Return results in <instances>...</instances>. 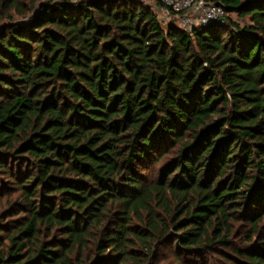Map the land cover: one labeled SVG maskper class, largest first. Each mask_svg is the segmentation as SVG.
Instances as JSON below:
<instances>
[{"label": "trees", "instance_id": "trees-1", "mask_svg": "<svg viewBox=\"0 0 264 264\" xmlns=\"http://www.w3.org/2000/svg\"><path fill=\"white\" fill-rule=\"evenodd\" d=\"M214 1L0 0V264H264V0Z\"/></svg>", "mask_w": 264, "mask_h": 264}, {"label": "built area", "instance_id": "built-area-1", "mask_svg": "<svg viewBox=\"0 0 264 264\" xmlns=\"http://www.w3.org/2000/svg\"><path fill=\"white\" fill-rule=\"evenodd\" d=\"M160 2L161 9L167 13L169 21L174 22V18H179L182 29L192 30L200 25L226 24L228 21V11L220 1L160 0Z\"/></svg>", "mask_w": 264, "mask_h": 264}, {"label": "rangeland", "instance_id": "rangeland-1", "mask_svg": "<svg viewBox=\"0 0 264 264\" xmlns=\"http://www.w3.org/2000/svg\"><path fill=\"white\" fill-rule=\"evenodd\" d=\"M139 1H141L148 8H151L152 11L158 15L163 27H167V25H169L171 23H174L177 26L181 27V24L179 22V18H174V22L169 21V19L167 18V13H165V11H163V9H161V4L158 3L157 0H139ZM230 17H231V21L240 22L241 24L245 23V20L240 19L238 17V15H236L235 13H233ZM15 18L17 20L24 19V18L26 19V17L16 16V15H15ZM159 166H160V162L155 163V165L149 171H147V174H148L150 179H154ZM166 253H167V250H166ZM208 258H209L208 260H210V261L207 264H226L227 263L225 258H224V255L222 256V253H219V252H215L214 254H210L208 256ZM162 262L164 264H174V263H170V260L168 261V259L163 260Z\"/></svg>", "mask_w": 264, "mask_h": 264}]
</instances>
